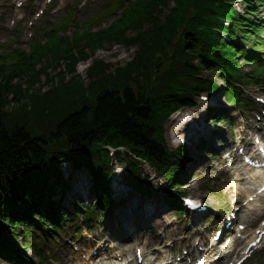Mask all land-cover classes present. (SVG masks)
Returning a JSON list of instances; mask_svg holds the SVG:
<instances>
[{
  "label": "trees",
  "instance_id": "obj_1",
  "mask_svg": "<svg viewBox=\"0 0 264 264\" xmlns=\"http://www.w3.org/2000/svg\"><path fill=\"white\" fill-rule=\"evenodd\" d=\"M171 1L170 12L163 17L161 10ZM202 5L203 0H142L123 19L132 24L137 32L134 36L118 31L116 37L90 36L78 42L65 37L67 44L62 39L53 40L38 44L32 54L18 51L3 59L0 63V242L4 241L9 226L34 229L49 217L40 212L41 219L36 221L19 215L26 199H30L26 190L30 177L42 176L43 165L52 166L67 157L75 162L80 158L87 160L89 152L102 155L101 145L113 144L130 147L160 172L172 171L168 162L172 153L166 149L163 125L172 110L189 105L192 96L214 83L198 78L201 68L193 64L195 58L201 52L205 54L203 59L225 57L220 50L204 45L216 36L211 30L212 23L203 21L195 25ZM205 11H209L206 14L211 18V9ZM146 24L151 28L144 29ZM115 39L127 45H139L134 60L115 74H107L108 65L96 62L90 71L92 82L88 89L67 84L53 88L43 98L32 89L25 91L22 84L14 83L17 78L22 83H37L40 74L35 71V65L44 57L86 58L87 50L94 54ZM14 59H18L17 64L8 70ZM22 102L27 106L17 108V103ZM12 104L15 106L10 109Z\"/></svg>",
  "mask_w": 264,
  "mask_h": 264
},
{
  "label": "rangeland",
  "instance_id": "obj_2",
  "mask_svg": "<svg viewBox=\"0 0 264 264\" xmlns=\"http://www.w3.org/2000/svg\"><path fill=\"white\" fill-rule=\"evenodd\" d=\"M111 2L112 0H54L52 5H50V7L48 8L47 14L44 15L40 20H38V18H34L28 14L30 10L28 9L27 4L21 5L22 3L18 0H0V50L9 49L10 47L13 49H16L17 47L27 48L28 43L30 42V39L32 38V35L34 33L35 27L53 28L57 24L64 22L63 19L66 18L70 19V26H69V30H64V32L68 33L69 35H73L74 33L82 30V28H86V29L89 28L92 29L93 31H96L99 30L100 28L108 27L110 24H112L116 16L110 17L108 19L107 18L100 19L101 17L99 18V20H94V19H97L99 17V7L101 6V4H104L105 6ZM45 5H46L45 2H41L37 4L36 8L45 7ZM239 8L241 9V12L245 10L243 5H239ZM32 23H35L36 26L35 25L33 26ZM13 33H17L20 39L15 40V35H13ZM134 50L135 48L131 49L117 44L113 45L112 47L106 46V48L97 51L95 58L102 59L108 63L109 62L114 63V65H118V64L121 65V64H125L127 61H129L132 58ZM243 68L245 70L246 69L251 70V68H249L247 64H243ZM51 73H53V71H51ZM78 73H80L84 78L83 80H85V82L88 83V78L84 77L85 72L81 70ZM59 82L60 80L58 78H55V84L57 83L59 84ZM52 87L53 84H47L45 78L44 80L42 78L41 84L35 86L33 91L34 93H38L37 95H40L44 98L51 93L50 89ZM211 99L210 101L199 100L200 102L199 107L197 109L195 108L191 109L189 110V112H193L197 116L200 115V119H199L200 121H205L206 119L209 122H211L212 117L215 114V111H211L209 109V106L213 102V100ZM219 99H221L220 106L216 107L217 110H219V108H221L222 105L225 104L224 96H222L221 98L219 96ZM219 99L217 100L218 102ZM13 106L15 105L12 104L9 108L11 109ZM26 106L27 103L22 102V103H17L16 107L24 108ZM185 111L187 110H184L183 114L185 113ZM184 115L186 116V114ZM224 115L225 117H227V119H231L228 120L229 123L231 124V127L235 126L236 114L227 113ZM10 121L12 122L11 118ZM179 121L180 118L178 120H171L166 127L167 140L171 145H173V147L178 146L177 144H175V141L172 138V131L181 128ZM176 122L179 124V126H177ZM208 123L206 124L208 125ZM225 124L227 123L224 122V124L220 126L222 127V130L216 128L214 125H210V124L208 125V130L210 131V133L214 138L215 137L217 138L215 143L216 144L218 143V145H223V142H221V138L217 137L215 131H218V133L221 134V136H225L224 133H226L228 128L230 127V124H227L228 126ZM190 128L191 127H188V129L184 133L181 132L180 135L178 136V140H182L185 137V135L189 133ZM199 138H200L199 136H196L194 140L192 141L188 140L189 142L186 146L189 148V158L185 162L186 164H189L191 160L195 159V155H197L202 145H209V144L213 145V143L209 141H207L206 143H202L200 142ZM180 145H183V143H181ZM204 159H205L204 162L200 163V165L205 168H203L202 170L201 169L198 170L197 172L193 173V175L191 172L189 175L188 179H190L192 183V185L190 186V192L197 197L206 199L207 204L210 205V208L212 210L213 208H221L222 210L226 208L223 211H227L229 209L228 203L230 202L231 198H229V196H227L226 193L224 192V190L227 191L228 185L224 184L221 178V175L225 170L221 169L219 158L217 157L213 158L216 161V164L213 163L211 164L212 160L209 161V159L211 158L207 159L204 156ZM123 164L125 165V163ZM206 164L209 165L206 166ZM123 167L125 166H123L122 164L117 165V169H122ZM145 169L143 167L144 171H146ZM126 172L127 171L124 170L123 173L125 174ZM198 173L201 174L198 176ZM82 177L84 179H88V174L84 173L82 174ZM209 179L211 180L209 181ZM163 181L164 180L161 177L154 178L153 181L150 183V187H155L157 183H162ZM208 183L211 185H209ZM212 185L216 191H219L221 193L222 197L220 200H218V198L215 195H213V193L210 191ZM139 199L145 204L147 210L151 205H155L157 208L161 203L164 205V207L162 206L163 209L162 210L158 209L159 211L156 212L157 215L153 216L152 220L147 222V228L144 232H142L144 235H147V238H149V240L158 239V238L149 237L148 233L149 231L153 233V229L159 227L160 223L164 222L165 220H170V222L172 223V226L170 227L171 229L183 230L182 227L188 225L189 218L191 217H180L175 212L170 211L171 207H169L167 202H164L163 199H160L159 197L150 196L149 194H147V196L143 195L139 197ZM130 200H132V198L128 199V201ZM94 201L95 198L93 197L89 201V203ZM124 205H126L127 207L136 208V211H140L137 207L136 202H131L128 204L126 203ZM119 209L120 208H116L113 211V215L110 216L109 219L105 220L106 226L107 225L113 226V222H115V220L124 217L126 215L124 211H127L128 213V210H125L126 209L125 206L124 209L122 208V211H120ZM207 216L209 215L207 214L206 217ZM203 218L204 216L201 219ZM91 229H95L93 233H95L96 236L97 235L104 236V234H107L105 228H101V229L96 228L95 224L92 225ZM83 233L79 234L78 237H82ZM93 233L91 232V234ZM139 233L140 236L143 235L141 232ZM65 239H67V237ZM162 246H163V242H159V243L151 242L149 244V247L155 248L153 251L154 253H159L160 251L164 250ZM75 253L76 252H74L72 249L69 250L67 253H65V255L69 257L72 256L73 257L72 259L74 261ZM252 260H256V263L259 262L257 255H255L251 259V261ZM73 261H65L63 264H72Z\"/></svg>",
  "mask_w": 264,
  "mask_h": 264
},
{
  "label": "bare ground",
  "instance_id": "obj_3",
  "mask_svg": "<svg viewBox=\"0 0 264 264\" xmlns=\"http://www.w3.org/2000/svg\"><path fill=\"white\" fill-rule=\"evenodd\" d=\"M178 117V116H177ZM181 123H182V121L180 120L179 121V124H180V126H181V128H178L177 130H176V132H177V134L180 132V131H182V129H184L183 128V125H181ZM193 123H194V121H193ZM176 124H177V126H179V124L176 122ZM185 124H187V125H190V123H185ZM193 129L191 130V133L189 132L187 135H186V137H191V138H195L196 136H197V132H196V130H197V128L200 130L201 129V131L202 132H204V134L206 135L205 137H207V135H208V137L206 138L207 140H210L211 138H213V136H212V134L210 133V131L208 130V128L205 126V125H201V124H196V125H193ZM174 141H176V140H174ZM180 141H176L175 142V144H178ZM197 158L198 159H200V156L199 155H197ZM201 163H203L204 162V160H201L200 161ZM249 179H250V181H253V183H257L258 182V180H259V187L263 184V182H264V179H263V174H262V172H259V170H250V172H249ZM193 175V174H192ZM63 176H64V178H66L67 180H69V177L66 175V174H63ZM188 176H189V174H188ZM238 178V177H237ZM237 178H235V179H237ZM54 186L56 187V188H61V184H58V183H55L54 184ZM36 186H34L33 187V190H34V188H35ZM251 186H248L247 187V189H242V192L246 195L245 196V198H247L248 200L250 199V197L251 196H254L252 193H250V190H251ZM77 190L76 189H74L73 190V192H76ZM260 202H261V200L258 198V197H255V199H254V202H251L250 200H249V205H248V208H251V209H253V208H256L257 206H259L260 205ZM163 205L162 204H159V206H158V209L159 208H161ZM152 209H156V207L155 206H152ZM146 215H147V213H145ZM126 225V224H125ZM126 226H128V225H126ZM165 227H168V223H166L165 222ZM261 229H263L262 227H260V228H258V229H256L255 231H254V236H252V238H251V240L252 239H255L256 237H257V235H258V233H256L257 232V230H261ZM126 230H129V229H126L125 228V232L126 233H129V231H126ZM166 233V232H165ZM130 234V233H129ZM250 241V240H249ZM167 246H169L170 245V243H167L166 244ZM163 247V246H162ZM164 249V248H163ZM128 250H129V248H128Z\"/></svg>",
  "mask_w": 264,
  "mask_h": 264
}]
</instances>
